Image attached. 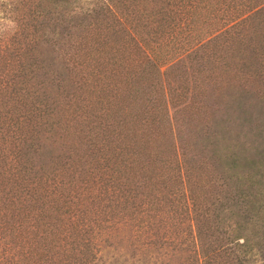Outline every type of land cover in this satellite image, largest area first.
Instances as JSON below:
<instances>
[{
  "label": "trees",
  "instance_id": "obj_1",
  "mask_svg": "<svg viewBox=\"0 0 264 264\" xmlns=\"http://www.w3.org/2000/svg\"><path fill=\"white\" fill-rule=\"evenodd\" d=\"M0 264H264V0H6Z\"/></svg>",
  "mask_w": 264,
  "mask_h": 264
},
{
  "label": "rangeland",
  "instance_id": "obj_2",
  "mask_svg": "<svg viewBox=\"0 0 264 264\" xmlns=\"http://www.w3.org/2000/svg\"><path fill=\"white\" fill-rule=\"evenodd\" d=\"M6 0H0V11L2 10Z\"/></svg>",
  "mask_w": 264,
  "mask_h": 264
}]
</instances>
